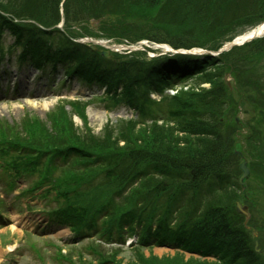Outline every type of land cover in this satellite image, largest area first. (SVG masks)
Wrapping results in <instances>:
<instances>
[{
    "label": "trees",
    "instance_id": "16d2710c",
    "mask_svg": "<svg viewBox=\"0 0 264 264\" xmlns=\"http://www.w3.org/2000/svg\"><path fill=\"white\" fill-rule=\"evenodd\" d=\"M60 1L0 0V11L18 20L35 21H14L0 13V60L5 54H15L12 50L17 47L20 52L16 59L20 63L40 70L60 66L67 77L88 86L104 87L106 100L114 104L123 102L136 116L126 123L120 119L112 126L114 133L105 128L94 135L88 129L76 131L70 121L71 112L60 102L48 114L53 120L51 129L56 133L46 129L37 118L21 120L13 127L14 132L0 128L4 149L8 153L21 152L16 157L10 155V165L22 168L44 157L31 185L50 186L61 196L56 200L58 207L50 213L54 223L68 224L76 233L103 228L101 237L107 241L115 236L122 242L127 236L138 235L135 258L126 264H264V257L255 252L254 244L246 237L244 218L235 206L233 218L214 202L210 193L204 195L205 189L239 187L234 174V158L238 156L230 143L237 123L233 119L229 125L228 117L240 101L248 103L252 110L264 112V68L256 69L257 65L250 60L264 54V38L215 57L166 54L143 59L133 54H114L104 59L86 45L74 42L70 33L58 28L44 30L37 25L55 24L49 21V10L58 9ZM167 1L142 0L150 6L149 16L160 13ZM222 1L188 0L189 6L202 12H212L213 4L221 10ZM68 2L62 3L64 15ZM25 8L36 12L35 17H23ZM222 12L225 16L220 21H211L212 30L219 32L240 22L254 25L264 21V0H225ZM74 16L80 20L82 13ZM139 16L147 20L146 13ZM4 33L14 39L7 51L1 41ZM163 41L168 40L164 37ZM172 46L177 49L192 45L180 42ZM237 50L246 53L229 60V55ZM227 73L234 85L225 81ZM176 83L180 85L176 93L165 94V89ZM206 83L208 87L201 86ZM150 93L159 94L160 100L150 99ZM68 103L84 119L85 103ZM135 124L142 127L135 131ZM223 127L231 132L223 135ZM256 164L264 166V161ZM204 181L214 186L204 185ZM171 185L181 187L178 195L184 190L198 194L205 188L201 194L208 201L201 204L194 197L183 200L185 193H169ZM104 192L112 196L107 194L104 200L101 196L92 201ZM225 194L231 200L230 192ZM170 240L188 252L212 254L215 259L183 261L180 253L179 257L162 260L145 257L141 252L144 247ZM99 260L120 264L113 254H101Z\"/></svg>",
    "mask_w": 264,
    "mask_h": 264
},
{
    "label": "rangeland",
    "instance_id": "374dc122",
    "mask_svg": "<svg viewBox=\"0 0 264 264\" xmlns=\"http://www.w3.org/2000/svg\"><path fill=\"white\" fill-rule=\"evenodd\" d=\"M76 1L74 3L67 0V14L64 15L62 5L64 0H61L58 9L52 8L53 13L51 9L49 10V21L55 22L54 25L60 24L61 29L70 33L75 41L85 42L98 52L102 48L110 50L109 47H112L115 42L128 41L135 50L132 53L123 49L121 50L122 54L132 53L134 56L143 59H152V54L162 53L166 51L168 46L174 48L172 44L180 42L182 45H192L189 48L181 46L180 48L183 50L203 49L217 52L215 49L219 48L220 45H224L233 36L252 26L240 22L237 25L219 29V32L218 29L212 30L210 28L211 21L218 22L220 17L225 16L222 12L225 0L222 1L221 10L218 7L215 9L216 5L213 4L212 12H202L199 8L189 6L188 0H168L166 7L156 16H149L147 11L150 6L144 4L142 0ZM89 9L90 11L83 16ZM159 9L155 10L153 14ZM55 10H58V13ZM79 12L82 13V17L80 20H76L74 14ZM141 12L142 15L147 14L146 21L139 16ZM33 13L37 14L31 9L25 8L22 15L24 14L23 17H35ZM140 18L142 19L140 20ZM134 22L139 24L136 26ZM164 37L168 41H163ZM4 38V44L7 46L13 41L9 35H5ZM101 40L108 42L103 44L106 47L102 46ZM153 44L160 45L157 46L160 48ZM165 45L168 46L165 47ZM18 52L19 50L16 53ZM234 52L229 55V60L236 59L246 53L245 50ZM250 60H252L253 65H257L256 69L264 68V54L256 55L255 60L257 62L252 57ZM49 76L50 79H48ZM227 81L229 84L233 83L229 74ZM102 92V88L98 86L87 87L76 80H69L63 75L61 69H56L52 73L48 70L40 73L32 65L18 68L9 66L4 61L0 64V122H3L0 128L2 127L4 131L6 127L14 132L13 127H17L21 120L27 121L37 118L44 123L46 129L52 131L53 120L48 118V114L53 112L52 109L59 101L77 98L81 103H87L83 110L85 119L71 112L70 121L76 131H81L83 127H87L93 134H100L105 128L114 133L115 129L112 126L119 123L120 119L126 123L134 118L123 105L113 106L109 101L101 99ZM168 92L172 94L171 90H167ZM239 103L237 109L228 117L229 125L233 119L238 120L237 127L230 135L231 148L241 154V157L237 155L238 157L234 158L236 181L238 182L241 175L239 164L243 160L246 161L249 172L243 181L244 183L239 184V187H227L224 190L212 189L211 198L215 203L222 206V210H225L227 216L230 214L233 218L232 210L238 203L239 212H243L247 216L246 219L243 217L245 235L252 244L257 240L258 251L264 257V166L256 164L260 160L264 161V112L252 110L248 104L241 101ZM63 104L66 111L70 112V108L62 101ZM95 116L96 118H94ZM158 123L162 124L161 121ZM140 127L142 126L135 124L134 130L137 131ZM221 131L225 135L230 133L231 129L223 127ZM52 132L56 133L55 131ZM1 181L0 185H2ZM18 185L13 191L0 188V208L5 210L1 216H7L5 224L0 221V264H88L95 262L97 257L91 253L93 246L103 253L113 254L114 259L120 261V264L129 263L135 258L134 251L127 248L130 246L126 247L125 244L121 248L117 245H108L97 241L98 237L92 234L87 238L74 236L68 228L47 230L44 232L45 234L38 233L40 226H43L47 221L46 215L38 211L41 202L39 203L37 198L32 200L24 195L23 198L19 196L18 193L24 185ZM179 189L181 187L178 185L168 187L169 193H175L177 196L186 192L185 190L181 191L178 195ZM199 191L198 194H195L189 190L184 194L183 200L194 197L202 202L201 204H205L204 202L208 200L207 198L204 199L206 196L201 194L203 190ZM226 191L230 192L231 200H229V194H225ZM132 239L134 241V238ZM141 252L145 257L162 260H169L182 254L183 261L193 259L194 261L191 260V262H200L197 256L191 257L188 254H180L171 248L160 247L159 245L144 247ZM60 254L69 258H63ZM202 259L201 261H204ZM210 261L212 260L209 259L208 262Z\"/></svg>",
    "mask_w": 264,
    "mask_h": 264
},
{
    "label": "water",
    "instance_id": "95a60500",
    "mask_svg": "<svg viewBox=\"0 0 264 264\" xmlns=\"http://www.w3.org/2000/svg\"><path fill=\"white\" fill-rule=\"evenodd\" d=\"M255 31H257V30H255ZM255 31L250 32L248 38L245 39V40H239V41H237L238 38L234 39L232 42L226 44V45L223 46L220 50H218L217 53H220V52H222V51L228 50V49L232 48L233 46H238L239 44H241V43H243V42H245V41L251 40V38H253L254 36H258V33H259V32H255ZM101 54H102L104 57H108V56H109V54H108L107 51H103V52H101ZM212 55H213V54H212ZM240 169L242 170V175L240 176V181H242V180L244 179V177L248 174V169H247L245 163H242V164L240 165Z\"/></svg>",
    "mask_w": 264,
    "mask_h": 264
},
{
    "label": "bare ground",
    "instance_id": "6f19581e",
    "mask_svg": "<svg viewBox=\"0 0 264 264\" xmlns=\"http://www.w3.org/2000/svg\"><path fill=\"white\" fill-rule=\"evenodd\" d=\"M255 32H260V35H264V24H263L262 26H260V27L257 29V31H255ZM248 36H249V34H243L242 36H240V37L237 39V41H239V40H245V39L248 38ZM103 44H105V43H103ZM117 49H118V48H117ZM193 51L198 52L199 50H198V49H193ZM94 118H96V116H95ZM204 182H205L204 185L214 186V183H212V182H210V181H204ZM204 189H205V188H202L201 190H204ZM205 190H206V189H205Z\"/></svg>",
    "mask_w": 264,
    "mask_h": 264
}]
</instances>
